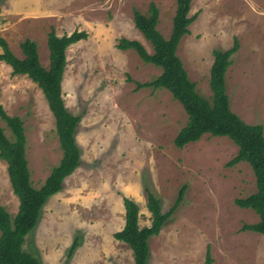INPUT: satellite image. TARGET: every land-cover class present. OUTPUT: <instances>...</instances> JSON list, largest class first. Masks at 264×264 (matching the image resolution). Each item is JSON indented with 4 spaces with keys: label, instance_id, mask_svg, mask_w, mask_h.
I'll use <instances>...</instances> for the list:
<instances>
[{
    "label": "rangeland",
    "instance_id": "obj_1",
    "mask_svg": "<svg viewBox=\"0 0 264 264\" xmlns=\"http://www.w3.org/2000/svg\"><path fill=\"white\" fill-rule=\"evenodd\" d=\"M150 2L158 7L157 28L167 38L176 0H0V35L18 57L20 42L34 40L46 68L50 30L59 36L87 33L66 48L61 81L65 107L80 117L74 134L80 163L43 205L24 250L41 264H133L130 247L113 237L124 225L123 198L137 204L138 224L147 226L145 187L161 198L166 212L185 185L182 200L148 240V264H205L207 251L211 264H264V235L241 230L258 215L234 203L256 190L248 163L226 165L237 145L205 133L176 147L174 137L187 121L182 105L167 89L137 87L160 68L116 47L126 37L152 53L133 21V9L146 14ZM195 13L176 51L190 80L210 98L212 51L229 48L237 38L225 75L230 108L264 131V0H193L189 14ZM0 104L22 119L30 179L39 187L62 156L47 100L29 77L12 75L0 61ZM0 125L10 136L1 119ZM6 167L0 158V203L14 215L18 199Z\"/></svg>",
    "mask_w": 264,
    "mask_h": 264
},
{
    "label": "trees",
    "instance_id": "obj_2",
    "mask_svg": "<svg viewBox=\"0 0 264 264\" xmlns=\"http://www.w3.org/2000/svg\"><path fill=\"white\" fill-rule=\"evenodd\" d=\"M193 0H176L172 18L171 32L166 38L158 30L159 10L154 2L148 5L147 13L133 9L135 27L151 44L149 53L136 39L121 37L116 47L121 50L132 49L145 62L160 68V74L149 81L137 83V87L167 89L187 114L186 124L174 137V144L183 148L186 144L198 140L203 134L226 136L238 147L236 155L226 165L233 166L244 161L251 167L255 177V192L236 198L234 203L240 208H250L258 215V221L244 223L241 230L264 235V131L259 123H247L231 110L226 92L225 75L231 64V56L238 51L239 42L233 38L227 49H214L213 62L209 71L211 97L206 98L196 89V83L190 80L183 63L177 55L181 38L189 32V25L197 13L190 15ZM87 37L84 30H74L70 34L57 35L52 29L47 34L49 65L44 67L39 60L37 44L29 38L20 42L22 56H16L0 35V61L11 67L12 75H26L42 90L49 108L55 118L62 156L53 166L39 187H34L30 179L26 159V136L22 119L9 115L0 104V119L10 131L7 136L0 125V158L7 164V174L13 194L18 199L17 211L11 215L0 203V264H41L34 254L24 250L25 236L38 222L41 209L47 199L58 192L63 180L70 175L80 163V149L75 141V128L79 115L68 111L62 97L61 81L67 63L66 48ZM147 208L150 212V224L140 227L137 204L123 198L124 225L114 232L113 237L126 243L133 255V264H148L151 236L157 235L174 208L182 200L185 185L179 188L177 198L171 208L163 212L161 198L145 187ZM74 239L68 256L75 249ZM212 258L207 251L205 264H211Z\"/></svg>",
    "mask_w": 264,
    "mask_h": 264
},
{
    "label": "crops",
    "instance_id": "obj_3",
    "mask_svg": "<svg viewBox=\"0 0 264 264\" xmlns=\"http://www.w3.org/2000/svg\"><path fill=\"white\" fill-rule=\"evenodd\" d=\"M0 51H1V49H0ZM70 176V175H69Z\"/></svg>",
    "mask_w": 264,
    "mask_h": 264
}]
</instances>
